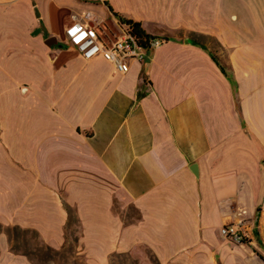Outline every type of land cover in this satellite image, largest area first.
I'll return each mask as SVG.
<instances>
[{
    "label": "crops",
    "instance_id": "crops-1",
    "mask_svg": "<svg viewBox=\"0 0 264 264\" xmlns=\"http://www.w3.org/2000/svg\"><path fill=\"white\" fill-rule=\"evenodd\" d=\"M74 21L168 41L122 74ZM74 225L91 264H264V0H0V264L62 263Z\"/></svg>",
    "mask_w": 264,
    "mask_h": 264
},
{
    "label": "built area",
    "instance_id": "built-area-1",
    "mask_svg": "<svg viewBox=\"0 0 264 264\" xmlns=\"http://www.w3.org/2000/svg\"><path fill=\"white\" fill-rule=\"evenodd\" d=\"M129 29L130 27L124 30L121 37L110 41L101 36L90 23L74 21L66 27L65 35L86 59L102 56L113 63L120 73L126 74L134 61H144L148 52L168 41L162 36H150L146 43L142 44ZM220 233L235 244H244L252 240L251 232L243 219L223 225Z\"/></svg>",
    "mask_w": 264,
    "mask_h": 264
},
{
    "label": "rangeland",
    "instance_id": "rangeland-1",
    "mask_svg": "<svg viewBox=\"0 0 264 264\" xmlns=\"http://www.w3.org/2000/svg\"><path fill=\"white\" fill-rule=\"evenodd\" d=\"M77 225H74V231H68L69 238L74 239V245L64 250L63 261L60 264H91L88 263L81 253V249L76 246V240L80 236V230L77 229ZM74 251V262L69 261L70 254ZM70 253L69 255L67 254ZM148 262H142L139 258L133 257L130 254H117L112 258L111 264H158L151 256H148Z\"/></svg>",
    "mask_w": 264,
    "mask_h": 264
},
{
    "label": "trees",
    "instance_id": "trees-1",
    "mask_svg": "<svg viewBox=\"0 0 264 264\" xmlns=\"http://www.w3.org/2000/svg\"><path fill=\"white\" fill-rule=\"evenodd\" d=\"M129 30L142 44H145V41L151 36L145 32L139 22H133Z\"/></svg>",
    "mask_w": 264,
    "mask_h": 264
}]
</instances>
